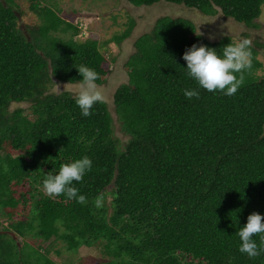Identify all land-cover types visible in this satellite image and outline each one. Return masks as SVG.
<instances>
[{"label": "trees", "instance_id": "obj_1", "mask_svg": "<svg viewBox=\"0 0 264 264\" xmlns=\"http://www.w3.org/2000/svg\"><path fill=\"white\" fill-rule=\"evenodd\" d=\"M29 1L40 19L35 26L18 25L19 0H0V218L8 223L0 228V264H59L52 253L81 247L100 253L99 264H264V253L250 259L239 251L236 235L251 213L264 214V44L252 43V67L235 95L200 89L199 98L187 99L184 90L197 85L184 69L186 49L222 51L236 40L210 41L190 20L165 15L133 45L127 82L109 101L116 120L106 101L83 117L75 95L51 89L55 81L79 83L81 65L104 85L105 45L76 39L80 30L57 0ZM126 1L137 8L164 1L254 30L264 6ZM134 29L128 17L109 42L120 45ZM15 103L30 104L31 117L11 110ZM83 156L93 167L74 187L86 202L47 195L45 175ZM57 241L62 248L53 250Z\"/></svg>", "mask_w": 264, "mask_h": 264}, {"label": "rangeland", "instance_id": "obj_2", "mask_svg": "<svg viewBox=\"0 0 264 264\" xmlns=\"http://www.w3.org/2000/svg\"><path fill=\"white\" fill-rule=\"evenodd\" d=\"M39 1L41 6L46 3L43 0ZM30 4L29 0H19V10L23 14L18 25L35 26L40 23L39 17L30 11ZM57 6L62 10L61 15L64 19L78 26L80 32L76 39L84 41L91 38L105 45L101 52L105 58L103 67L107 69L108 76L105 84L98 86L104 94V101L108 102L114 120H116L114 108L109 101L117 87L127 82L125 64L129 56L135 51L133 45L140 35L149 31L158 18L169 15L175 18L188 19L195 24L197 34L210 41H217L222 35L233 37L237 41L241 36L247 34L252 43L258 41L260 44H264V6L260 18L256 21L260 24L257 30L246 28L221 14L215 17H203L198 15L196 11L164 1L137 8L128 4L126 0H57ZM128 17H132L135 21L132 36L120 45L109 42L116 34H120L126 29ZM258 59L264 63V49L259 51ZM257 74L262 75L263 73L259 71ZM78 88L79 83L68 84L55 81L51 92L53 94L69 92L76 95ZM18 108L22 109L25 115L31 117L30 104L15 103L11 106V110ZM114 127L116 135L123 138L116 122ZM110 199V197L107 198L108 203ZM7 225V221L0 218V228ZM49 244L44 243L42 245L46 247ZM61 248L60 241H57L56 245L53 246V250H60ZM65 253L61 257L52 253L51 258L59 264L62 262L67 264H99L101 259L100 253L87 247L79 248L76 254L68 251Z\"/></svg>", "mask_w": 264, "mask_h": 264}, {"label": "clouds", "instance_id": "obj_3", "mask_svg": "<svg viewBox=\"0 0 264 264\" xmlns=\"http://www.w3.org/2000/svg\"><path fill=\"white\" fill-rule=\"evenodd\" d=\"M251 45V39L241 36L239 40L222 47V51L196 44L187 48L182 55L186 62L184 69L197 88L185 89L184 96L187 99L199 98L200 89L210 93L221 92L227 96L235 95L245 82V72L252 67ZM77 71L81 79L75 104L83 117H90L94 106L105 100L97 84L99 74L86 65H81ZM92 167L93 162L88 156L65 163L58 172L52 171L45 175L43 189L50 197L65 195L68 199L75 198L78 203L84 204L86 197L78 196L79 190L74 187V182H81ZM96 206H102V198H97ZM236 235L239 237V251L242 254L250 259L260 256L264 253V214L251 213ZM256 236H259V244L254 238Z\"/></svg>", "mask_w": 264, "mask_h": 264}]
</instances>
